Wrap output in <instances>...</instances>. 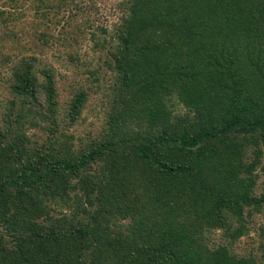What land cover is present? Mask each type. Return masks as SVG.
Wrapping results in <instances>:
<instances>
[{
	"label": "trees",
	"instance_id": "trees-1",
	"mask_svg": "<svg viewBox=\"0 0 264 264\" xmlns=\"http://www.w3.org/2000/svg\"><path fill=\"white\" fill-rule=\"evenodd\" d=\"M67 1L37 0L34 19ZM119 7L117 42H101L112 72L107 129L81 147L66 134L33 145L15 126L26 103L54 117L51 72L28 46H71L78 11L54 34L0 27L11 72V99L0 101L9 122L0 124V264H264V240L260 257L234 250L264 213L254 174L264 154V0ZM9 15L0 9V26ZM84 98L75 94L72 113Z\"/></svg>",
	"mask_w": 264,
	"mask_h": 264
},
{
	"label": "rangeland",
	"instance_id": "rangeland-1",
	"mask_svg": "<svg viewBox=\"0 0 264 264\" xmlns=\"http://www.w3.org/2000/svg\"><path fill=\"white\" fill-rule=\"evenodd\" d=\"M5 1H0V9H7L12 15L7 17L6 23H1V29H22L28 33L54 34L60 31L63 24L68 26L69 20L66 19L74 15L76 10L77 14H80L78 15L80 17H77L78 22H82L81 27L79 23H77L78 27H74V24L69 26L70 31L66 33V36L70 35L71 46L66 45L67 47L63 48L58 43V46L40 47L36 45L39 43L38 40L35 44L28 46L36 48L33 52L41 60L37 65L40 68L49 69L51 72L57 92L53 107L55 115L52 117L47 112H43L36 103L33 105L26 103L23 105L24 117L15 126H19L20 131L31 139L33 145L36 142L42 144L49 138L66 134L71 135L76 142L81 141V147L87 140L98 136L99 133H104L107 129L104 119L109 111L108 95L105 94L104 89L109 84L108 78L112 72L107 65L108 55L105 50V48H109V42L105 44H101V42L103 36L117 42L115 32L110 30L111 27L117 25L116 22H118L121 13L120 0H81L78 3L68 0L66 8L51 9V19L49 18L47 21L39 20V15H36V20L33 17L35 12L32 6L37 3V0H14L13 5L3 4L2 2ZM53 11H57V13L52 14ZM34 23H36V28L32 25ZM103 27L110 32L104 34ZM2 33L0 31V34ZM26 43H30V38ZM39 48L44 49L39 50ZM7 49L0 50V101L3 103L6 102V99H11L7 83V80H11L10 68L1 63V54L5 53ZM95 72L98 76H94ZM95 78L99 81H93ZM76 93H82L85 98L76 113H72L73 103L71 100ZM16 109H19L18 106ZM6 110L7 107L0 109V124L2 126L9 123L3 118ZM129 129L133 131L137 128L131 122ZM255 173L257 174V192H264V154L260 158V164L254 170ZM252 217L247 220L250 233L237 240L234 250L238 251L240 247L244 248L246 245L247 249L256 252V257H260L258 244L264 240V232L261 233L264 231V213L257 212Z\"/></svg>",
	"mask_w": 264,
	"mask_h": 264
}]
</instances>
